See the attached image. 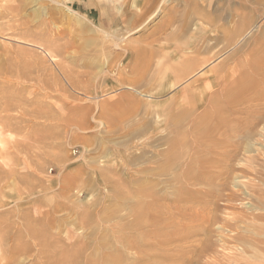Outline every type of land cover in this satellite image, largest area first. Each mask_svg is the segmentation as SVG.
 <instances>
[{
    "label": "rangeland",
    "instance_id": "1",
    "mask_svg": "<svg viewBox=\"0 0 264 264\" xmlns=\"http://www.w3.org/2000/svg\"><path fill=\"white\" fill-rule=\"evenodd\" d=\"M23 1L0 0V10H4L6 2L17 5ZM27 2L29 4L27 3L24 11L19 10V17L0 18V25L5 29L13 26L5 31L0 26V98L3 97L5 103L8 101L7 103L12 104L8 108H1L0 105V118H15L8 123L0 119V264H89L88 257L105 245L102 241L104 234L111 235L110 238L104 236V239H108L105 246L123 254L122 264H142L135 260L139 250L131 244L140 235L145 239L148 237L147 245L151 248L157 240L169 236L170 241L161 248L168 254L169 262L187 259L189 264H235L241 258L253 261L251 257L254 256L251 255L254 254L261 257H257L259 260H264V251L257 248L261 246H244L232 242L229 238L240 234L231 233L228 227H222L223 234H217V227L223 225L221 223L211 227V234H197L195 237L183 234L188 227L202 226L213 215H218L222 220L231 218L227 214L234 209L219 200L217 204L221 209L214 210L211 204L204 202L202 194L204 195L207 187L201 184L188 187L193 190L195 202L176 204L175 190L180 186L172 179L176 171H170L166 175L159 172L158 175L154 168L160 163V153L167 148L170 134L161 129L162 118L150 114L147 117V111L151 110L150 107L146 108L147 101L162 98L152 95L153 99H147L142 96L146 91L144 88L128 87L131 85L128 80L133 76L130 71L138 60L122 49V45L128 42L135 49L145 51L140 53V57L147 59L149 51L160 46L175 43L183 46L187 42L184 45L186 49L190 46L209 49L204 55L214 58V62L209 64L212 67L226 56L236 54L233 47L235 44L230 45L226 41L225 33L240 24L243 17V22L244 19L245 22L248 21L245 24L248 25L247 30L241 37L246 44L238 55L239 60L248 58L257 47L258 40L261 41L259 38L264 39V0ZM47 9L50 12L55 10L59 16L58 21L50 26L42 23V19L48 16ZM45 15L47 16L44 17ZM169 18L174 19V25L167 32L176 33L178 37L172 40L157 38L158 35L153 32ZM23 23H27V27ZM186 23L190 27L183 40V37H179L180 26ZM38 25L44 31L47 29L55 32V39L60 37L62 42H67L68 45L75 43V46L68 50L70 53H64L54 60L46 56L47 60L42 62L40 57L44 53L40 48L27 44L25 47L24 42L19 45V40H16L26 30L38 32ZM126 25L128 29L124 27ZM72 29L76 30L75 33ZM58 32L61 36L56 35ZM80 35L82 36L79 38ZM82 38L84 43L88 40L87 46L77 52L79 46L83 48L82 45H85ZM16 42L19 45L17 48ZM3 47H10V50L6 52ZM21 47H24L22 52ZM163 61L161 68L165 63V67H168L167 55ZM54 62L69 69L71 74L66 72L67 80L58 73ZM197 77L199 74L192 79ZM183 87L184 85H177L169 89L168 97L181 92ZM106 102L117 104L106 109ZM135 102L143 104L141 111L138 110L136 114L132 111ZM103 110H106L108 118L99 117ZM203 111L205 112L203 109L197 110L193 118L202 116ZM243 156H239L241 163H244ZM185 159L180 161L181 165L185 163ZM207 167L208 165L202 167L200 172H214V169ZM150 168L152 171H149ZM240 175L242 177L238 181L241 182H247L248 177H251L249 174ZM140 184L150 187L152 197L139 200L149 204L151 208L145 224L141 228H132L136 217L131 205L138 202L141 196L136 195ZM232 189L235 190L231 188L224 194H229ZM234 201L232 205L237 211H251L255 205L242 200V197ZM27 234L45 235L31 238ZM221 239L226 243L219 241ZM206 243H211L210 247L205 250V254L197 257L198 250ZM147 245L144 250L148 248ZM243 248L247 250L245 255L239 253ZM75 250L80 253L73 254ZM66 251L74 255L69 263L60 261V254ZM234 254L241 258L238 259ZM225 259L230 262H225ZM155 261L158 260L151 259L146 264H154Z\"/></svg>",
    "mask_w": 264,
    "mask_h": 264
},
{
    "label": "bare ground",
    "instance_id": "2",
    "mask_svg": "<svg viewBox=\"0 0 264 264\" xmlns=\"http://www.w3.org/2000/svg\"><path fill=\"white\" fill-rule=\"evenodd\" d=\"M9 1L11 2V0ZM10 2H6V5H4V10L2 9L3 11L0 10V18L13 19L15 16L19 17L18 14L21 13L19 12V10L24 11L28 3L27 0L17 3V5H14L13 3L10 4ZM45 7L46 6H44V8ZM203 10H205V8H203ZM36 13L39 14L40 12ZM46 13L48 16L45 15L44 17H47L44 20L42 19V23L44 25L47 24L50 26V24H54L55 21H58L59 16L55 10L52 9V12H50L47 9ZM11 16H13V18H11ZM39 16L41 18V15ZM246 23H248V21L245 22L244 19L243 22L242 17L240 20V24L236 25L225 33L226 41L230 42V45L235 44V46L233 47H235L234 50L236 54L226 56V58L218 62L216 65H213L212 67H209V64H212V62H214V58L204 55V53H207L209 49H201L198 46L190 45V47L186 49L184 45L185 43L187 44V42L185 41V43L183 42V46L182 44L177 45L175 43V45H166V47H156L157 49L149 51V58L147 59L145 57V59L142 58L143 56L140 57V53H145V51L135 49L134 45L129 44L128 42L126 45H122L124 46V48L122 49L126 51L127 55H133L138 60L137 64H135L130 71L133 73V76L131 75V78H129L128 82L132 86L130 85L128 87H131L132 89L136 88V86L141 89L144 88L146 91L142 96L147 97V99H153V96L162 98L156 101H147L148 106H146V108H151V110L147 111V117L150 114L157 118H162V127H160L161 129L167 131L168 134H170V137H168L167 140V148L160 153V163L158 165V163L156 162L157 166L154 168H156L155 170L158 172V175L159 172L161 175H166L170 171H176V174H174L172 178L175 183L177 182L180 185L175 190L174 199L176 204H192L193 202H195V198L194 196H192L193 190L188 187L194 186L196 184H201L204 187H207L204 195L202 194V196L204 197V202L211 204L214 210L218 211L219 209H221L217 204L219 200L224 201L225 204H229L227 205L228 207L234 209L229 214H227L229 211L226 213L228 216H231V218L222 220L218 215H213L211 217L208 216L209 218L202 226L199 225L195 228H193L192 226L188 227L187 229H185V231H183V234L189 237H195L197 234H211L213 232L211 227L213 225L215 226L216 224L221 223L223 225L217 227V234H223L222 227H228L231 233L240 234V236L237 235L232 237L230 235L231 238L229 239H232V242L244 246H246L247 244H250L249 246L255 247L261 246L257 248H260L264 251V39L259 38L261 39V41L258 40V42L256 40L258 45L256 43L257 47L255 46L256 48L252 50L249 57L239 60L238 53L241 51L244 44H246V42L244 43V41L241 40L244 39L241 37L244 36L243 33L247 30L246 28L248 27V25H245ZM26 24L27 23H23L25 27H27ZM88 24H90L89 21ZM173 25L174 19L169 18L167 22L157 27L156 31L153 33L158 35L157 38L163 37L164 39L172 40L174 37H178L176 33L167 32V30L173 27ZM0 26L2 31L9 30L13 27L12 26L11 28L5 29V27H3L2 25ZM17 27L19 28L20 26L17 25ZM55 27L59 28L58 26ZM124 27L128 29L127 25ZM189 27V23L180 26L181 32L179 34V37H183V40L185 38V34H187L189 31ZM36 29L37 31H39L33 32L32 30H26L25 32L20 33V37H18V39L16 40H19V45L24 42L25 45H36V47L40 48L44 53V56L40 57L42 62L47 60L46 56L50 58V60H54V58L56 57H61L64 53L67 54V52H69L68 50L71 49V47L73 49V47L75 46L73 45L75 43L68 45L67 42H62L60 37H56L57 39H55V32L53 33L52 31H47V29L46 31H44L45 29L43 30L41 25L36 26ZM82 29H84V26ZM71 31H73V29ZM75 31L73 32L75 33ZM78 31L81 32L80 30ZM82 32L81 34H83ZM177 33L179 32L177 31ZM56 35L61 36V33L58 32L56 33ZM81 36L82 35H80L79 38ZM83 38L82 40L80 39L82 42L84 40ZM156 39L152 40L155 41ZM87 42H83L85 45H82L83 48L79 46L77 52L82 51L87 46ZM19 45L17 43L15 47L17 48ZM27 45L25 47H27ZM23 48L21 47V52L24 51ZM35 48L32 47L33 50ZM8 49L4 48L6 52H8ZM18 49H20V47ZM24 53H26V51ZM26 54H24V56ZM118 54L120 55V52H117V55ZM166 55L168 57L169 63L168 67H165V63V65L163 66V68L165 67L163 71V68H161V64H164L163 59H165ZM29 57H31V55ZM141 58L142 60H140ZM27 59L28 58H26V60ZM54 64L57 68L58 73L63 76V79L67 80L66 72L70 73L69 69H67L63 64H56V62H54ZM7 70L8 69H6V71ZM160 70H162V72H160ZM24 74L26 73L24 72ZM197 74H199V77L192 79ZM76 79L75 81H77ZM120 79H122V77ZM177 85H184L182 91L168 97V93L170 91L169 89H172ZM147 92L153 93L150 94ZM0 99L1 108H8L12 105L10 104V102L7 103L8 101L5 103L6 100H4L3 97H1ZM3 100L4 102L2 103ZM9 100L11 101L12 99ZM109 104L110 103L106 102V109H110L108 107H113V105H116L117 103L113 105ZM142 107L143 104L141 102H135L133 104L132 111H135L134 114H136L138 110L141 111ZM199 109H203L205 110V112H202V116H199L198 118H196L197 116H195V118H193L195 112H197V110ZM130 114L132 115L133 113ZM231 116L236 117L231 118ZM99 117L108 118L106 110L100 112ZM0 119L4 123H8L9 121L11 122V119L15 118ZM214 155L220 157L214 158ZM240 155H244V163H241L239 158ZM182 159H185L186 161L185 163L182 162L183 164L181 165L180 161ZM207 165V168L214 169V172L209 174H204L203 171L200 172L201 168H205ZM150 170L151 168L149 169V171ZM239 173L243 175L249 174L251 177H248L247 182H241L238 181V179L242 177V175H240ZM231 188H235V190L232 189L230 190L229 194L225 195L224 192L229 191V189ZM137 191H135L137 193V197L138 194L141 195L137 200L138 202H133L134 205L130 204L134 208L136 217L135 221L132 224V228H139L141 225L145 224V220H148L147 215L149 213V209L151 208L149 204L147 205L146 203L141 201V198L143 197H152L150 187L145 184H140V187ZM239 197H242V200H248L249 202L255 204L254 206H252V209H250L251 211H237L233 207L232 202H235L234 200H237ZM27 221L30 222L29 217H27ZM30 231L31 233L33 232L31 228ZM176 232L177 231L173 230L174 234H177ZM27 235L31 238H35L38 236L43 237L45 234ZM104 236L110 238L109 236L111 235L104 234ZM104 236L102 241H104L106 245V240L108 241V239H104ZM168 237L169 236H164L161 239L157 240L153 248H151L150 245H147L148 237L146 239L141 235L136 237L135 240H133L131 243L133 247L139 250L137 251L138 258L135 260L142 262V264H146V262H149V260L151 259L158 260L153 262L154 264H186L185 261L187 259L185 261L184 259H176L175 262H169L170 259L168 254L163 252V249H161L164 244L170 241L171 238L168 239ZM219 241L225 242V240L223 239ZM211 243H206L202 249H199L197 257H201L203 253L205 254V250L210 247ZM105 245L103 244L101 248H99L98 250L96 249V252L88 257L87 261L89 262V264H122L124 261L123 254H121V252H115L111 249H108V247H106ZM146 245L148 246V248L144 250V247ZM236 245L237 244H235V246ZM246 251L247 250L243 248L242 251L239 252L237 250L236 252H239L240 254L244 253L245 255ZM78 252L80 253L79 250H75L73 254H76ZM73 254L70 251L61 253L60 261L67 263L71 262L74 259ZM236 254H234L233 256H235ZM256 255L257 254L251 255L254 256L251 257L253 261L246 258L243 259L241 258V256H239L241 260L235 261V257L234 260L232 258L233 256H227L230 259H233L236 262L235 264H264V260H259L261 257L257 256L259 258L258 259ZM236 257L240 259L237 255ZM226 259L225 262H230L226 261ZM256 261L259 263H257ZM222 262H224V260ZM187 264H189V260ZM215 264L218 263L215 262Z\"/></svg>",
    "mask_w": 264,
    "mask_h": 264
}]
</instances>
